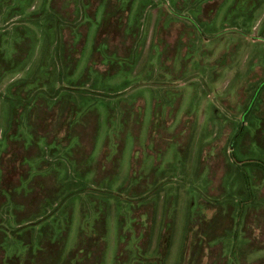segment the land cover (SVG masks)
I'll return each instance as SVG.
<instances>
[{
  "label": "rangeland",
  "instance_id": "374dc122",
  "mask_svg": "<svg viewBox=\"0 0 264 264\" xmlns=\"http://www.w3.org/2000/svg\"><path fill=\"white\" fill-rule=\"evenodd\" d=\"M0 264H264V0H0Z\"/></svg>",
  "mask_w": 264,
  "mask_h": 264
}]
</instances>
